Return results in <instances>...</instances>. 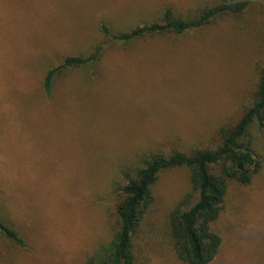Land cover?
Segmentation results:
<instances>
[{"label":"rangeland","instance_id":"1","mask_svg":"<svg viewBox=\"0 0 264 264\" xmlns=\"http://www.w3.org/2000/svg\"><path fill=\"white\" fill-rule=\"evenodd\" d=\"M220 0H0V215L26 248L0 234V264H90L119 228L121 187L154 154L218 144L253 100L264 67V0L183 36L130 44L104 34L196 15ZM95 63L61 73L69 57ZM262 166L232 181L211 226L222 244L210 264H264V130H251ZM186 167L162 172L134 235L136 264H186L170 217L198 200ZM2 255V256H1Z\"/></svg>","mask_w":264,"mask_h":264},{"label":"trees","instance_id":"2","mask_svg":"<svg viewBox=\"0 0 264 264\" xmlns=\"http://www.w3.org/2000/svg\"><path fill=\"white\" fill-rule=\"evenodd\" d=\"M251 0H220L215 6H206L196 15L183 16L168 9L160 21L146 23L120 35L104 34L111 41L130 44L154 36H183L202 30L226 15H240ZM103 48L88 58L72 56L59 67L50 70L44 80L47 95L51 94L54 80L61 73L97 62ZM264 130V67L259 70V82L253 100L246 106L241 119L233 126L219 128L218 144L212 148L193 149L190 154L175 152L170 155L154 154L144 161L135 178L121 187L123 195L118 205L119 228L108 252L90 264H136L134 235L147 209L153 203L152 189L159 175L168 170L186 167L190 170L192 191L198 200L189 209H183L191 195L171 214V240L178 258L186 264H210L217 257L222 239L211 226L220 217L229 184L236 181L249 185L262 166L254 149L251 130ZM188 203V202H187ZM0 234L10 243L26 248L8 217L0 215ZM2 256V255H1Z\"/></svg>","mask_w":264,"mask_h":264}]
</instances>
